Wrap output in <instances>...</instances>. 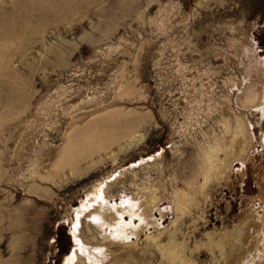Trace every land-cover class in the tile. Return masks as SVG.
<instances>
[{
  "label": "rangeland",
  "instance_id": "374dc122",
  "mask_svg": "<svg viewBox=\"0 0 264 264\" xmlns=\"http://www.w3.org/2000/svg\"><path fill=\"white\" fill-rule=\"evenodd\" d=\"M260 95L264 0H0V264H63L65 218L120 171L111 205L149 180L156 226L101 255L83 213L85 264H236L264 207ZM236 132L246 158L214 179Z\"/></svg>",
  "mask_w": 264,
  "mask_h": 264
},
{
  "label": "bare ground",
  "instance_id": "6f19581e",
  "mask_svg": "<svg viewBox=\"0 0 264 264\" xmlns=\"http://www.w3.org/2000/svg\"><path fill=\"white\" fill-rule=\"evenodd\" d=\"M248 58H250V56H248ZM252 107L260 109L262 116H264V95L256 96ZM235 135L236 136L233 143L229 145V150H227L229 152H226L227 154L225 159L221 160L218 154H214L216 151L213 153L212 156L210 155L208 162L209 164H212V174H210L214 176L212 178H216L218 180L223 179L232 164L231 158L244 149V135L241 132H236ZM229 142L230 141H228V144ZM242 155H244V158H246L247 154L245 149L242 151ZM144 158L141 159V162L144 161ZM117 174L121 176L122 172L120 171ZM117 174H115V176L113 174L112 177L108 176L104 178L103 180L99 181V183L93 189L91 188V190L86 191V198H81L83 201L79 209H74V212L72 214L69 213L70 216H67L65 218V220H68L69 223L72 225V229L70 230V237L72 239L74 249L72 248L73 250H71L70 253H68L64 257L63 264L86 263L81 260L80 254L81 252H85V241L82 239V235L80 236L78 232V227L80 226V219L83 213L85 215L88 212H92L89 215H86V217H88L90 220H92V222L95 223V225H97L93 230L98 234L102 233V239L104 240L99 242V239H96V242H94L95 244L93 245V247H99V249H97L96 251L100 252L101 255L103 248L106 246L104 241L108 244H113L115 241L125 243L130 241V239H132V236H139L141 231H144L151 225L156 226V223L153 222V219H155L153 216V212L159 207V205L158 200L156 199L155 195H153L156 194L153 193L154 188L156 187L155 183H152L149 180H145L144 186L142 188L136 185L137 189L134 193L135 196L125 195V197H122L121 199V204L116 203L114 206H112L111 203L113 202H111L110 198L106 195V188H110V184L113 182L115 183L117 181V179L113 180V178H117ZM206 182L208 183V180ZM117 201L118 200H116L115 202ZM184 201H186V196L183 197V202ZM261 208L263 209V213L257 215L256 217H254L253 214V216H250L252 217V221L249 226V230L252 232V234L250 231H248L246 235V238L250 244L249 246L252 248L254 246L256 248V255L253 256L254 254H251L252 250L249 247L248 254H240L236 257V264H264V207L261 206ZM127 216L129 218H126ZM135 218H138L140 224L139 227L134 226V224H132V220L134 221ZM128 220L129 222H127ZM241 232L242 231H238V236ZM87 244L90 245L88 241L86 242V245ZM82 245H84V250L83 248H81ZM225 248L222 247L220 249L226 254L229 252L230 249L227 250ZM234 254L236 253L233 251L232 255ZM250 256H253V259L250 260ZM174 257L178 258L179 255L174 254Z\"/></svg>",
  "mask_w": 264,
  "mask_h": 264
}]
</instances>
